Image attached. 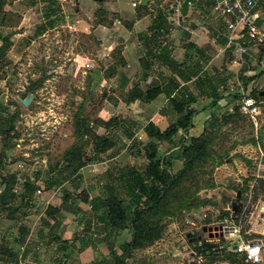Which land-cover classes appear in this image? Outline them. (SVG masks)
<instances>
[{
    "label": "rangeland",
    "instance_id": "1",
    "mask_svg": "<svg viewBox=\"0 0 264 264\" xmlns=\"http://www.w3.org/2000/svg\"><path fill=\"white\" fill-rule=\"evenodd\" d=\"M134 1L143 2V0H102V2L58 0L53 5V14L50 18L53 22L52 26L39 35L36 34V28L46 25L44 18L46 0L8 1L9 7L6 9L10 18H6L4 24L7 23L9 27H4L6 25L2 26L3 28L0 27V45L1 40L8 36L11 46L0 59V103L10 112L16 111L18 117L14 124V139L11 140L10 150L2 147L3 141L0 138V152H6L2 167H0V175L3 173L0 182L5 174L14 175L17 183L14 190L20 191L26 179L32 180L36 173H40L39 181L35 185L34 201L36 203L31 208V214L24 219V224L31 227V236L35 240L31 237L27 243L30 249L34 246L35 252L41 255L46 254L45 258L41 257L43 258L42 264H49L48 261L51 262V258L54 259L55 256L51 257V255L57 247L55 243L50 242L49 238H44V234L38 236L41 221L48 219L45 216L48 204L55 207L63 205L65 209L67 208L61 210V217L57 215L64 226L62 233L64 238L87 240L90 234L99 235L101 231V225L97 226L96 216L89 217L86 214L89 212L88 204L83 203L81 198L73 197V188L76 183L70 184L69 180L63 183L62 187L60 186L62 189L71 190L69 191L71 199L63 202V193L61 190L57 191L59 187L55 186L47 190L43 181L48 173L47 164L57 160L59 155L74 143L73 133L76 120L87 115L94 123V130L99 135L107 134L105 123L110 118L116 117L120 121V125L107 134V137L115 141L116 146L108 150L106 155L115 149L117 152L124 151L122 152L124 156L132 153L138 154L137 152L143 149L142 145L146 143L143 128L150 116L147 112H143V106L139 103L135 102L131 106L120 104L121 102L116 99L117 88H115L118 86L119 79L107 78L111 71L109 69L112 63L110 55L117 46L113 33L117 34L118 30L123 31L130 24L128 16H131L130 11L134 10L131 6ZM98 10L106 14L107 24L98 23L100 20L96 16ZM256 10L262 15L260 26H264V0H258ZM165 13L168 12L165 11ZM146 25L143 23V28ZM260 46L255 44L248 46V53L243 57L242 68L237 71V68L233 67L234 72H238L239 83L232 85L235 89L242 88L244 92H249L250 96L252 91L264 90V56H260ZM262 47L264 48V45ZM180 53L181 51H178L177 56H180ZM220 58L214 60L213 68L216 71L222 69ZM133 72L134 69L129 67L123 70V73L131 75ZM242 78L249 79V81L246 82ZM131 83L127 89L135 85ZM140 85L142 88L145 86L143 82ZM104 93L106 100L96 113L99 98ZM108 95L110 96L107 97ZM29 96L32 97L28 105L23 106L21 101ZM260 98L262 99L257 101L260 104L257 127H254L244 117L245 123L242 128L223 130L227 138L224 148L232 149L229 153L230 159L227 161L231 163V166L221 165L209 168L208 175H205L204 179L210 180L215 187L199 192L201 199L208 200L213 205L193 214L185 213L168 219L162 238L152 247L134 252L132 258L127 261L128 264H138L143 259L151 260V264H189L197 262L199 258L204 261L205 258L198 254L201 242L208 240L213 244L229 242L225 236L216 238L214 232L209 233L207 230L222 226L216 222L226 212L224 208L230 207L229 202L236 198V189L244 184V180L248 181L250 189L246 203L242 202L246 207L249 206L245 211L247 210L248 213L251 210V212L246 221L243 222V217L239 220L240 233L245 239L264 242L262 234L264 221L260 217L264 214V193H258L254 203L251 193L255 185L254 180L263 179L261 177L264 175V151L261 148V145L264 146V98ZM159 100L158 98L157 102ZM173 120L174 116L169 115L168 122ZM252 138H259L260 144L251 145L249 140ZM170 150L169 146L163 143L159 147L160 157H166ZM85 153L87 158L92 157L90 148L86 149ZM105 154L99 156L100 160L90 163L83 169V171L87 170L84 174V182L89 184V192L86 194L88 197L94 198L96 195V189H91L96 183L95 174H101L103 170L108 169L116 175L117 169H120V167L107 163ZM173 160L175 161L172 170L176 172L181 168V163L177 159ZM126 163V159L120 161L122 168L132 166L142 171L146 160L143 157H136L132 164ZM78 186H80L79 182ZM77 191H81V188ZM1 215L5 216L4 213ZM205 217L209 220V225L204 221ZM251 217L258 223L251 232L246 234L245 231L250 226L248 222ZM31 220L35 221L34 225H30ZM8 222H1L0 237L3 233L15 234L17 232L15 227H11L12 224L16 227L17 225L9 219ZM50 233L54 234L52 230ZM218 238L224 240L220 241ZM105 245L106 243L97 244L98 248L93 249L86 263L90 264L95 261L99 264H111L109 251ZM78 246L79 244L75 245L73 251L76 257ZM12 247L20 255L23 254L22 248L17 245H12ZM32 254L26 261L21 260L20 264H32L34 262ZM262 258V264H264V246L262 247ZM74 260L77 261V258ZM27 261L30 263H26ZM76 263L80 264V261ZM213 264L233 263L218 260Z\"/></svg>",
    "mask_w": 264,
    "mask_h": 264
},
{
    "label": "trees",
    "instance_id": "2",
    "mask_svg": "<svg viewBox=\"0 0 264 264\" xmlns=\"http://www.w3.org/2000/svg\"><path fill=\"white\" fill-rule=\"evenodd\" d=\"M8 1L0 0V24L3 23V25H0L1 28L4 25H6L4 27H9L7 23L4 24L6 18H10L5 10L9 6ZM57 1L46 0L47 7L44 13L46 25L37 27L36 34H42L52 26L53 22L50 18L53 14V5ZM187 2H190L191 6L194 5L195 8L205 13L210 12L212 9L211 0H184L182 2L184 14L187 12V8L191 7L188 6ZM164 4L163 0H149L144 4L137 3L135 15L137 19L143 16L151 18L149 43L152 45L147 55L139 59L140 67L145 72V77L148 76V71L154 62H160L171 73V77L167 83L170 93L167 105L173 112L174 120L170 121L164 130H161L153 122H148L144 126L143 134L146 143L142 145L143 149L138 151V154L132 153L135 158L143 157L146 160V165L142 171H138L131 166L125 167L126 169L123 168L120 176L115 179L116 187H107L96 198L89 199L86 195L88 194L86 190L76 193L77 190L74 189L72 193L74 198H81L83 203L88 204L89 212H86V214L89 217L96 216L97 226L99 225L98 223L103 224V227L100 226L101 231H99V235L90 234L87 240H80V250H77V253L89 246L96 249L97 244L106 243L111 264H128L127 261L132 258L134 252L144 251L152 247L162 238L168 219L185 213L193 214L200 211V209L213 205L208 200L199 197L201 190L213 189L215 187L210 180L204 179V176L208 175L209 168L224 165L230 159L229 153L232 149L224 148L227 138L223 130L226 129L227 131V128L230 130L240 129L245 123L244 116L240 115L236 110L233 113H229L227 110L220 112L216 108L219 100V89L228 79L232 80L235 77L232 67L240 61L234 49L225 50L222 69L216 71L212 67L211 74L202 71L203 64L205 65L210 59L208 54H206L208 49H200L188 44L183 62L178 64L170 57L168 47L158 38L169 28L166 20L167 14L160 8ZM169 5L170 3L164 5L165 10H167V6L169 8ZM169 12L171 13L172 11ZM96 16L100 18L98 23L107 24L106 14L102 10H98ZM260 16L262 17L261 14ZM255 23L258 26L262 24L260 19ZM130 28L129 24L127 29ZM245 42L246 47L254 44L248 41V39H245ZM221 45L225 47L226 42H222ZM10 46L11 42L8 36L1 40L0 59ZM262 46H260V56H264V48ZM122 54V45L116 46L112 51L110 55L112 63L109 68L111 71L107 78H113L118 70H123L126 67ZM175 76H178L184 82H189L193 77H196V84L199 85L200 89L204 85L203 88L206 89L208 97L211 98L212 112L206 120L203 132L198 136L189 135L195 111L189 108L192 100L177 89L179 84L176 83ZM242 79L246 82L249 81V79ZM127 84L125 78L121 79L116 92L117 101L127 106L136 101L150 103L165 90L162 84L153 83L150 80L145 82L143 88L138 83L127 89ZM258 95L259 91H252L251 93L252 98L256 101L262 99ZM105 100L106 96L104 93L99 98V106L96 109V113L101 109ZM229 102H233V98ZM17 117L18 113L16 111L12 113L0 103V138L3 141L2 147L5 150L11 149V140L14 139V124ZM119 125L120 121L116 117L110 118L105 123L107 134H110ZM107 134H97L96 130H94V123L89 120L87 115L80 117V120H76L73 133L74 143L63 151L57 160L47 164L48 173L43 180L46 189L51 190L55 186L60 187L66 181L76 180L81 169L92 162L100 160L99 156L105 154L116 144L114 140L107 137ZM178 135L179 138H177ZM129 137H131V134H129ZM163 143H166L171 149L166 154V157H160L159 155V147ZM249 143L255 146L260 144V139L252 138L249 140ZM88 148L92 151L91 158H87L85 153V150ZM261 148L264 151L263 145H261ZM5 153L0 152V167H2L3 160L5 159ZM173 159H177L181 163V168L176 172L172 170L173 162L175 161ZM39 174L36 173L33 180L26 179L21 191L18 193L14 191L17 184L14 175L5 174L1 178L0 185L3 186V190L0 192V214L4 213L6 219L16 222L17 227L15 225L14 227L18 232L16 236L9 233L8 239L0 245V256L8 262L15 263L20 259L18 252L14 250L12 245H17L23 249L22 259L25 258L26 252L30 249L27 243L31 240V227L24 224V219L29 216V209L33 206L35 185L39 181ZM254 181L253 190L255 189V191H251L253 194V201H251L253 203L257 200L258 193H264V179H255ZM249 189L248 181L244 180V184L236 189V198L233 201L238 200L239 202L243 201L246 203ZM65 199L67 201L71 199V194L68 191L66 192ZM245 203L243 204L245 205ZM19 211L21 212L19 213ZM250 212L251 210L248 213L247 210H239L235 214L231 207L229 211L224 212L218 218L216 223L223 226L225 219L236 223L242 217L244 222ZM58 213V209L50 206L45 210V216L48 219H56L55 217ZM48 219L41 221V230L46 231L45 235L52 238L56 243L64 245L60 246L59 249L63 250L66 255L71 256L74 254L73 248L67 246L69 242L62 241L60 238H53V234H50L49 229L51 228L48 226ZM204 221L208 225L210 224L206 217ZM38 236H40L39 233ZM99 236L100 238H98ZM218 239L222 240V238ZM32 240L34 239L32 238ZM229 245H231L230 241L220 244H213L210 240L201 242L198 254L202 255L205 260L200 264H213L218 260L228 261L233 264H250L246 262L243 255L232 251L231 248L233 246L229 247ZM58 262L60 264H70L69 260L61 262L60 259ZM151 262V260L143 259L138 264H151ZM90 264L99 263L93 261Z\"/></svg>",
    "mask_w": 264,
    "mask_h": 264
},
{
    "label": "crops",
    "instance_id": "3",
    "mask_svg": "<svg viewBox=\"0 0 264 264\" xmlns=\"http://www.w3.org/2000/svg\"><path fill=\"white\" fill-rule=\"evenodd\" d=\"M21 1H24V0H21ZM148 1L149 0H143V2H141V3L144 4ZM194 1H196V0H194ZM134 2H136V1H134ZM182 2H184V0H181L180 12H181V19L182 20L180 19V26L174 27L172 24H170L168 22L167 19L169 16H172L173 12H171V13L168 12V6H167L166 12H168V13H166L167 14L166 20L169 24L168 25L169 28L167 29L166 32L162 33L163 34L162 36H159L158 38L163 42V44H165L168 47V49L170 50V57L175 62H177L178 64H181L183 62L185 51H186V46L188 44L194 45L196 48L208 49L206 51L207 52L206 54H208L210 59L208 60V62L205 65L203 64L202 71H205V72H208L209 74H211V72H212L211 68L213 67V65H215L214 60L216 58L221 57L222 59L220 58V61H222V65L224 63L223 59L225 56V50H224L225 47H224V45H221V44H222V42H226V41L222 36L219 35L220 31H221V26H220L219 22L217 20H215V18L212 16V9L210 12L205 13L204 11L195 8V6L193 5L191 7H188L187 12L184 14L183 10H182ZM137 3H140V1L136 2V4ZM169 3H171V2H169ZM165 4H166V2H165ZM7 7H9V6H7ZM160 8L163 11H165L164 6H160ZM133 9L134 10L130 11L131 16H128L130 18V21H131L130 22L131 28L130 29L126 28L123 31L118 30L117 34L113 33V35H114L115 40H116V45L117 46L118 45L123 46V54L122 55H123L125 62H126V67L123 70H125L129 67V68H133L134 72L131 75L128 73H123V70H118V72L116 73V75L114 77L119 79L118 80V86L120 84L121 79L125 78L127 80V83H128L127 86L128 85L130 86L132 84L131 82H133V84L136 85L138 83L142 84V82L145 84V82L150 80L153 83H159V84H162L163 87H165L164 92L161 95H159L154 101H152L150 103H144V102L136 101V103H139V105L143 106V112H147L148 115L150 116L148 122H153L161 130H164L168 126L169 115H172V113H173L171 108L167 105L168 97L170 96L169 95L170 94L169 93V87H167V83H168L169 78L171 77V73H169V71L164 66H162L160 62H154V64L151 66V69L148 71L149 72L148 76L145 77V74H144L145 72L141 70L139 59L142 58L143 56L147 55V53L151 49L152 44L149 43V26L151 24V18L149 16H143L142 18L137 19L136 15H135V7ZM6 11H7V9H6ZM259 14H261V13H259ZM210 21H213V22H210ZM143 23L147 24L146 26H144V28L142 26ZM178 51H181L180 56H177ZM233 67L237 68V70L239 68V66H237L236 64H234ZM233 67H232V69H233ZM241 67L239 68V70L241 69ZM236 78H238V72L237 71L235 72L234 79H232V80L228 79L226 81V83L219 89V100H218L216 108H218V110L220 112H225L227 110V108L230 105H233L236 101V94L234 92L236 89H235V87H232V84L236 81ZM174 79H175L176 83L179 84L177 89L181 93L183 92L186 96H188L192 100L189 108L191 110L195 111V115L192 119V127L189 130V135L198 136L203 132L205 124H206V120L209 118V116L212 112L211 98L208 97V93H207L206 89L203 88L204 85L202 87V89H203L202 90V89H200L199 85L196 84V77H193L191 79V81H189V82H184V80L180 79L178 76H175ZM115 88H117V86H115ZM248 88H249V86H248ZM109 96L110 95H108L107 97H109ZM158 98L160 99L159 102H157ZM232 98H233V102H229L230 99H232ZM120 104H124V103L121 102ZM200 114H202V116H199ZM195 119H196V121H194ZM191 131L194 133L191 134L190 133ZM115 146H116V144H115ZM113 148H111L110 150H112ZM122 152H124V151H122ZM122 152L121 151L117 152V149H115L110 154H108V155L105 154L107 157V160L105 158V161H107V163H111L117 167H120V169H117L118 173L116 175L113 174L111 172V170H108V169L103 170L101 172V174H95L96 175V177H95L96 183H95V186L91 188V189H93V188L96 189V195L94 198L98 197L99 194H101L102 191H104L107 187H113V188L116 187L115 179L120 176L121 170L123 169L121 164H120V161L122 159L127 160L126 164H132V162L135 161L136 158H135V156H133V154H128V155L124 156V155H122ZM224 165L226 167L231 166V163H226ZM103 166H105V165H103ZM86 167H88V165ZM86 167H84V168H86ZM83 169L80 170V172L78 174V178L76 180L74 179L73 181H71L70 184L74 185L76 183V186L73 189L77 190V189L81 188V191L86 190L87 192H89L88 191L89 184L84 182V180H85L84 174L87 172V170L83 171ZM1 176H3V173L0 175V177ZM262 176H264V175H262ZM78 182H79L80 186H78ZM61 187H59V189H57V191L61 190V192L63 193L62 201L67 202V199H65L66 198V192L67 191L69 192L71 190H65V189H62ZM21 189H20V191H21ZM2 190H3V186L0 185V192ZM20 191H15V192L18 193ZM77 192H79V191H77ZM235 196H236V194H235ZM238 196H239V194H238ZM89 199H92V197L90 196ZM232 202L233 201L229 202L230 207L227 206V208H224V210L226 212L231 209L233 204H236L237 207L240 208L239 210H242V211L245 210L246 206L241 201L239 202L237 200L233 203ZM35 203H36V201H34V203L32 205H35ZM49 206L58 209L59 213L57 215H59V217H61V210L63 208L65 209V207L63 205L60 207L59 206L55 207L52 204H48L47 207H49ZM31 208L29 209V211H30L29 215L31 214V211H32ZM57 215L55 217L56 219H54V220L48 219V222H49L48 226L51 228L49 230L50 231L52 230V232H54V234L57 233V235L53 234V238H60L62 241L69 242L67 246H69V248H73V250H74V246L79 244L78 250H80V245H81L80 240L81 239L77 240L76 238H64L62 236V233L64 232V226L62 225L61 219L57 218ZM260 217L264 221V214H262ZM2 221H6L7 223H9L8 219H6L5 216H2L0 214V224ZM13 223L17 224L14 221H13ZM29 223H30V225L31 224L34 225L35 221L31 220V221H29ZM248 223L250 226L246 229V231H245L246 234L248 232H251L255 228V226L258 222H257V220L253 219V217H251ZM5 224L6 223L4 222V225ZM98 224L103 227V224H101V223H98ZM223 226L228 227V228L236 227V228H239V230L241 231V226H240L239 220L236 223H234L233 221L230 222V221H227L225 219ZM11 227H14V224H12ZM60 228H61V230H60ZM56 230H59L60 232H58ZM40 231H42V232H39V234H44V238H47V239L49 238L47 235H45L46 231L44 232L43 229ZM8 234L9 233H7V234L3 233L2 234V236L0 237V245L3 244V242H5L8 239ZM50 234H52V233H50ZM262 234L264 235V229L262 230ZM16 235H17V232L15 234H13V236H16ZM30 237H32V236L30 235ZM102 237H103V234H102ZM10 238H13V237H10ZM49 239H50V242L55 243L57 246L54 249L53 255H51V257L55 256L56 258L55 257H54V259L51 258V262L48 261L49 264H60V262H58V261H60V259H61V262H63L64 260H69L70 264H74V263L78 264L76 262H79V261H80V264H87L86 260L88 259V256L90 255V253L93 251V248L89 246V247L85 248L84 250L79 251L77 257L75 254L68 256V255H66V253L63 252V250L59 249L60 246H64V245L56 243L54 240H52V238H49ZM226 239L230 241V239H228V238H226ZM102 245H103V243H102ZM105 247H106V245H105ZM97 248H98V246H96V249ZM33 249H35L34 246H31V249H29V251L26 252V256L23 259L21 257L22 255H20L18 253L20 259L18 261H16L15 263L8 262L7 260H5V258L0 256V264H20L21 260L26 261L28 259L29 255H31L33 252H35ZM57 250H58V252H55ZM30 251L32 253H29ZM32 256L34 257V262H32V264H42L43 258L41 259V257L45 258L46 254L41 255V254H38V252H35V254L33 253ZM76 258H77V261L74 260ZM39 259H41V261H39ZM78 259H79V261H78ZM26 263H30V262L27 261Z\"/></svg>",
    "mask_w": 264,
    "mask_h": 264
},
{
    "label": "built area",
    "instance_id": "4",
    "mask_svg": "<svg viewBox=\"0 0 264 264\" xmlns=\"http://www.w3.org/2000/svg\"><path fill=\"white\" fill-rule=\"evenodd\" d=\"M212 1V16L217 20L221 26L220 36L225 41V49H234L239 62L235 63L239 68L243 64V56L247 54L248 47H246L245 39L253 42L255 45H264V26L256 25V21L261 19L256 6L258 0H211ZM170 3L168 12L172 11V16L168 17V22L173 26H180L181 19V0H164ZM191 6L190 2H187ZM136 2L131 3V6L136 7ZM166 11V10H165ZM238 68V70H239ZM237 70V71H238ZM234 83H239L236 78ZM232 87H234L232 85ZM236 101L233 105L227 108L229 113L235 110L242 116L246 117L254 127H257V119L260 115V104L254 100L249 92H244L242 88L236 89ZM140 140V139H139ZM261 178L264 179V176ZM40 193V191H38ZM223 234L230 239L232 251L243 255L246 262L250 264H262V247L263 241L244 239L240 233L239 228L224 227ZM229 245V247L231 246ZM202 259L197 260V264L202 263Z\"/></svg>",
    "mask_w": 264,
    "mask_h": 264
},
{
    "label": "water",
    "instance_id": "5",
    "mask_svg": "<svg viewBox=\"0 0 264 264\" xmlns=\"http://www.w3.org/2000/svg\"><path fill=\"white\" fill-rule=\"evenodd\" d=\"M95 1H96V2H102V0H95ZM258 96L264 98V90L261 91V92H259V95H258ZM31 97H32V96H29L27 99L21 101V104H22L23 106H27L28 103H29V101H30V98H31ZM240 207H241V206H240ZM239 209H240V208H238L236 204H233V205H232V211H233V213L236 214L237 211H239ZM204 231H205V230H204ZM207 231H208L209 233H211V231L214 232L216 238H217V237H223V236H224V234H223V226L213 227V228H208ZM210 237H211V236H210ZM189 264H197V263H196V262H190Z\"/></svg>",
    "mask_w": 264,
    "mask_h": 264
}]
</instances>
